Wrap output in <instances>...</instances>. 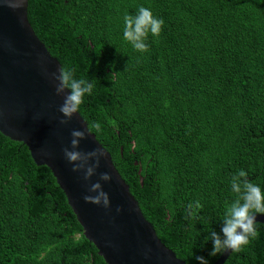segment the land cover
Segmentation results:
<instances>
[{"label":"trees","instance_id":"16d2710c","mask_svg":"<svg viewBox=\"0 0 264 264\" xmlns=\"http://www.w3.org/2000/svg\"><path fill=\"white\" fill-rule=\"evenodd\" d=\"M27 15L157 237L213 264L264 215V0H28ZM0 264H105L49 169L1 133ZM224 264H264V225Z\"/></svg>","mask_w":264,"mask_h":264},{"label":"water","instance_id":"95a60500","mask_svg":"<svg viewBox=\"0 0 264 264\" xmlns=\"http://www.w3.org/2000/svg\"><path fill=\"white\" fill-rule=\"evenodd\" d=\"M28 0H0V133L27 147L53 175L84 238L105 264H186L157 237L116 170L74 108L61 65L34 33ZM235 230L213 264H224L252 224Z\"/></svg>","mask_w":264,"mask_h":264}]
</instances>
